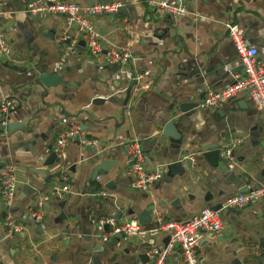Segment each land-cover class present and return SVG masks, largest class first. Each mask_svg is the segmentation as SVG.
<instances>
[{"label":"crops","instance_id":"obj_1","mask_svg":"<svg viewBox=\"0 0 264 264\" xmlns=\"http://www.w3.org/2000/svg\"><path fill=\"white\" fill-rule=\"evenodd\" d=\"M29 1L0 0L1 26L11 45L9 61L0 63V101L18 103L3 123L26 130L0 131V166L8 162L17 169L11 211L21 227L7 237L0 202V264H142L144 250L134 240L101 241L106 230L98 225L100 218L122 223L146 212L143 226H151L160 212L182 221L244 187L264 185V116L254 102L241 95L210 109L196 107L206 90L225 88L241 72L227 24L243 30L245 44L264 64V0H182V15L152 10L145 0H68L125 7L98 17L95 25L105 46L130 52L127 65L90 58L72 26L60 16L27 14ZM41 76L48 87L39 83ZM168 122L174 124V138L162 136ZM72 125L83 129L80 144L71 142L65 161L44 164L57 136ZM232 136L243 137L233 166L224 164L235 185L222 167L202 157ZM129 141L140 143L147 169L161 174L146 192L129 188L124 148ZM102 160L106 173L95 177ZM177 161L189 167L167 178L165 166ZM64 167L70 194L64 201L45 202L42 222L34 223L35 197L49 191ZM220 214L222 231L202 232L199 264H264V199ZM165 242V236L156 239L159 247ZM164 264H183L179 251Z\"/></svg>","mask_w":264,"mask_h":264},{"label":"built area","instance_id":"obj_2","mask_svg":"<svg viewBox=\"0 0 264 264\" xmlns=\"http://www.w3.org/2000/svg\"><path fill=\"white\" fill-rule=\"evenodd\" d=\"M176 6L168 4L166 0L148 1V6L155 11L163 10L174 15H182L185 10L182 0H175ZM119 3H94L84 5L68 0H31L27 3L25 12L31 15L46 14L60 16L67 27H73L76 38L84 43L90 58L109 65H127L132 56L126 48H117L113 45L101 47L102 33L95 25V20L102 15L118 13ZM227 36L231 40L239 63L242 67L240 74L236 75L225 88L220 90L208 89L202 99L197 103L199 110L215 107L217 104L233 100L241 95L248 96L256 108L264 116V64L258 59V52L254 47L247 46L243 39V30L236 24H227ZM11 45L1 26L0 14V63L9 61ZM18 103L14 99L0 101V120L3 121ZM82 137L80 127L72 125L61 132L52 144V152L57 162L67 158L71 142ZM243 142V137L232 136L219 148V156L228 167L233 166L234 150ZM127 156L126 173L129 176V188L135 191L146 192L160 180L158 171L151 172L145 164V155L137 141L124 143ZM191 165L195 162L189 158ZM64 169L54 178L49 191L36 200L31 209L30 217L39 224L44 218L43 204L49 200L64 201L70 194L69 177ZM19 180L16 167L8 162L0 166V202L4 207L3 230L7 237L21 231L20 225L14 220L12 214L13 199L15 197ZM264 199V185L253 188L250 192L237 193L221 203L220 210L215 211L210 207H203L186 220L175 221L164 217L160 212L154 215V224L143 226L132 219L117 223L114 218H100L97 223L107 230L100 236L102 242L114 238L121 240H134L149 258L150 264H164L169 254L177 249L183 264H199L197 248L202 232L218 234L223 229L220 212L228 209H241L251 206ZM165 236L166 242L161 247L157 246L156 239Z\"/></svg>","mask_w":264,"mask_h":264},{"label":"water","instance_id":"obj_3","mask_svg":"<svg viewBox=\"0 0 264 264\" xmlns=\"http://www.w3.org/2000/svg\"><path fill=\"white\" fill-rule=\"evenodd\" d=\"M145 1H150V0H145ZM125 7L124 6H120L119 9H118V12H121V11H124ZM83 45V43H82ZM101 47H103L105 45V43L103 41H101ZM133 82H132V85H135L136 84V80H135V76L133 77ZM41 82L42 85L48 87L49 85L46 83V78L44 76H41L39 77V83ZM131 86H129L126 90V94L129 95V92L131 90ZM101 101L103 100H96L97 103H101ZM95 102V103H96ZM4 121H1L0 120V131L1 132H5L7 134L19 129V130H22V127L19 126L18 124H13V123H9V124H5L3 123ZM173 123L172 122H168L162 129V136H165V137H172L174 138L175 137V134L173 132L174 128H173ZM29 128V127H28ZM22 131H26V130H22ZM80 131L82 132L83 129L80 128ZM78 142V144H80V140H76ZM202 157L205 158L209 164L213 167H222L220 168V172H222V174H227V182H230L232 183L233 185H235L236 183L234 182V174L232 172H229V170L225 167L224 165V162L222 161V159L220 158L219 156V151L218 149L214 148V149H210V150H206L203 152L202 154ZM52 159H56L54 153L50 154V156L46 159L45 163L44 164H49L50 161ZM107 166V163L106 161H100L99 162V166H97L96 168V173H95V177H97L100 173V171H102L103 173H106V168ZM184 166L186 168L189 167V163H182L181 161H177V162H173V163H170V164H167L165 166V172H166V177L167 178H172L178 174L181 173V171L183 170ZM157 171V170H156ZM238 182H242L244 183L245 180L244 179H239ZM24 189L26 191L29 190V186L28 185H25L24 186ZM252 190V188H247V187H244L242 189L239 190V193H246V192H250ZM38 199V196L35 197V200ZM57 200V199H56ZM63 205H64V202H60L59 203V208H63ZM221 204H216L215 206L212 207L213 210L215 211H218L220 210V206ZM115 219V218H114ZM137 221L139 224L141 225H144V221L147 220V213L146 212H142L137 218ZM104 230H107V226H104L103 227ZM139 259L141 260V263L142 264H145L149 261V258L147 257V255L143 252L142 254H140L139 256ZM232 264H239L238 261H234Z\"/></svg>","mask_w":264,"mask_h":264}]
</instances>
